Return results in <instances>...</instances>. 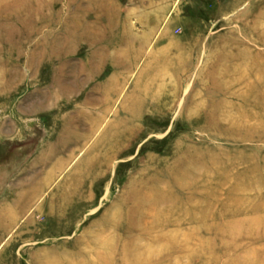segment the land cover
Instances as JSON below:
<instances>
[{
    "label": "rangeland",
    "instance_id": "374dc122",
    "mask_svg": "<svg viewBox=\"0 0 264 264\" xmlns=\"http://www.w3.org/2000/svg\"><path fill=\"white\" fill-rule=\"evenodd\" d=\"M0 264H264V0H0Z\"/></svg>",
    "mask_w": 264,
    "mask_h": 264
},
{
    "label": "bare ground",
    "instance_id": "6f19581e",
    "mask_svg": "<svg viewBox=\"0 0 264 264\" xmlns=\"http://www.w3.org/2000/svg\"><path fill=\"white\" fill-rule=\"evenodd\" d=\"M113 92V91H112Z\"/></svg>",
    "mask_w": 264,
    "mask_h": 264
}]
</instances>
